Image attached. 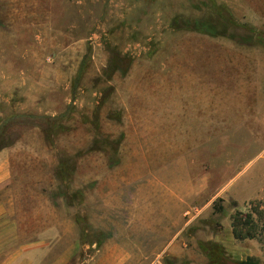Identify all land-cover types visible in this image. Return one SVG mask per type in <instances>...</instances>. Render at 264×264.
<instances>
[{
	"label": "rangeland",
	"instance_id": "1",
	"mask_svg": "<svg viewBox=\"0 0 264 264\" xmlns=\"http://www.w3.org/2000/svg\"><path fill=\"white\" fill-rule=\"evenodd\" d=\"M260 53L264 0H0L2 198L75 218L82 264H264L231 228L264 201Z\"/></svg>",
	"mask_w": 264,
	"mask_h": 264
},
{
	"label": "crops",
	"instance_id": "2",
	"mask_svg": "<svg viewBox=\"0 0 264 264\" xmlns=\"http://www.w3.org/2000/svg\"><path fill=\"white\" fill-rule=\"evenodd\" d=\"M248 62L250 86L260 89L251 93L252 105L264 97V53L251 55ZM6 167L5 162L0 164V184L9 178ZM4 187L0 186V264H82L75 218L66 211L43 209L50 206L49 200L3 199ZM21 207L31 209L22 211ZM123 250L117 253L115 249L106 257L95 256L89 264H129V254Z\"/></svg>",
	"mask_w": 264,
	"mask_h": 264
},
{
	"label": "trees",
	"instance_id": "3",
	"mask_svg": "<svg viewBox=\"0 0 264 264\" xmlns=\"http://www.w3.org/2000/svg\"><path fill=\"white\" fill-rule=\"evenodd\" d=\"M215 6L216 8H224L227 14H229L227 20H229L232 24L234 23L233 18L230 16L231 12L229 11L226 5L217 6L215 4ZM184 27L190 30H197V31L203 30L202 28L195 26L193 24H191V26L185 24ZM207 31L208 30H205L204 33L210 34ZM6 127L7 126H4L3 128L5 129ZM2 132H0V135ZM2 136L0 137V147L2 145L6 146L7 144L11 143L9 141L6 142V144H3L1 139L4 138H2ZM63 164H61L62 166L59 170L63 175H65L66 168L64 167ZM213 207L217 212L224 211L223 204L214 203ZM231 228H232V234L235 239L237 240L257 239L264 246V201L252 200L246 210L236 209V211L231 216ZM203 249L211 256V261L208 264H225L223 260L224 257L222 251H218L214 249L211 252V250L206 247V244H203ZM232 264H261V262L257 257L249 256L246 259L232 261Z\"/></svg>",
	"mask_w": 264,
	"mask_h": 264
},
{
	"label": "built area",
	"instance_id": "4",
	"mask_svg": "<svg viewBox=\"0 0 264 264\" xmlns=\"http://www.w3.org/2000/svg\"><path fill=\"white\" fill-rule=\"evenodd\" d=\"M201 211V208H199L198 206H193L186 210L185 215L192 219L194 217H197L201 213Z\"/></svg>",
	"mask_w": 264,
	"mask_h": 264
}]
</instances>
